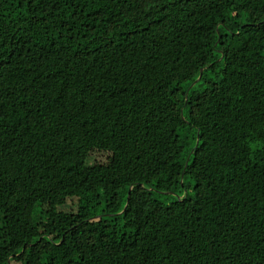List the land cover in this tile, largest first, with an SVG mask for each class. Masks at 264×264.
Instances as JSON below:
<instances>
[{
    "label": "trees",
    "instance_id": "16d2710c",
    "mask_svg": "<svg viewBox=\"0 0 264 264\" xmlns=\"http://www.w3.org/2000/svg\"><path fill=\"white\" fill-rule=\"evenodd\" d=\"M212 1L0 0V264H264V0Z\"/></svg>",
    "mask_w": 264,
    "mask_h": 264
},
{
    "label": "rangeland",
    "instance_id": "374dc122",
    "mask_svg": "<svg viewBox=\"0 0 264 264\" xmlns=\"http://www.w3.org/2000/svg\"><path fill=\"white\" fill-rule=\"evenodd\" d=\"M214 2L212 0H206L205 5L207 8L213 6ZM157 57V54L155 52H145V51H137L132 58L129 66L127 67V75L128 77H137L136 80L142 81L148 79L149 75V65L153 63L155 58ZM88 75L89 77H92L93 79L99 78L100 81L103 79V77L98 73L97 70H95L91 65H89L88 68ZM126 76V75H125ZM126 76V80H129ZM122 160L121 164H123L122 158H119ZM88 165H90L93 168H102V166H105V158L103 156H92L88 160ZM124 171V166L122 165L120 167V172Z\"/></svg>",
    "mask_w": 264,
    "mask_h": 264
}]
</instances>
